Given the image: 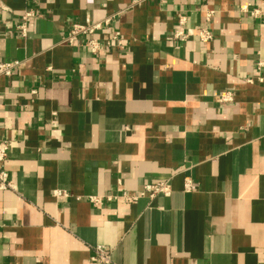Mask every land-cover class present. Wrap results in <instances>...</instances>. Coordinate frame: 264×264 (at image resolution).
<instances>
[{
	"label": "crops",
	"instance_id": "0c3cea01",
	"mask_svg": "<svg viewBox=\"0 0 264 264\" xmlns=\"http://www.w3.org/2000/svg\"><path fill=\"white\" fill-rule=\"evenodd\" d=\"M107 18L99 55L65 42ZM16 61L0 264H97L99 245L111 264H264V0H0V62ZM164 180L170 197L126 201Z\"/></svg>",
	"mask_w": 264,
	"mask_h": 264
},
{
	"label": "built area",
	"instance_id": "2783aa9c",
	"mask_svg": "<svg viewBox=\"0 0 264 264\" xmlns=\"http://www.w3.org/2000/svg\"><path fill=\"white\" fill-rule=\"evenodd\" d=\"M244 9L247 10V7H244ZM213 13L210 12L206 15L207 20L212 17ZM252 16H259L261 15V12L257 9L253 10L251 12ZM36 14L33 11H26L22 17V23L19 27L21 31L22 37H27V31H28V20L35 17ZM113 22L112 18H107L102 22L95 23L91 19H86L84 23H74L67 34V37L65 38V42L70 46H76L77 42L81 40L82 38H86V46L90 48L92 54L99 55L103 50L109 48L113 45L114 41L118 40V34H116L112 41L106 42L105 44H102L98 39L93 38L98 33L103 31L105 28H108L111 23ZM186 24V18L183 16L178 17V25L179 29L175 32L173 37L175 39H183L186 40L190 37L191 31H186L184 29H181ZM198 36L200 37L201 41L204 43H207L213 39V35L206 29H200L197 30ZM115 44V43H114ZM120 45V46H119ZM117 46L122 47L121 44ZM21 64L19 62H0V78H9L11 77L15 71H17L20 68ZM264 67L263 62H259L257 66V70H261V68ZM260 80H262L260 78ZM231 94L230 93H223L221 96H219V102L220 103H227L230 102ZM9 150V145L5 141L0 140V191H8V190H14L13 183L10 180L9 172L6 168V161H7V154ZM184 189L186 193H190L193 191V181L191 178L185 179ZM173 193L172 186L170 184L169 180L159 181L157 183H146L142 186V189L139 193V196L130 197L126 196V201L134 202L137 201L138 198L148 197L149 199H154L155 197L159 195H163L165 197H170ZM55 196L57 198L60 197H68V194L64 191H56ZM115 197H106L105 200L108 202L114 201ZM90 202L98 207L102 204L103 200L100 197H91ZM94 255L92 257V261H94L97 264H111L110 261V248L99 245L93 248Z\"/></svg>",
	"mask_w": 264,
	"mask_h": 264
}]
</instances>
